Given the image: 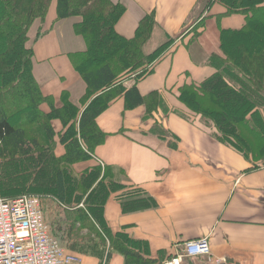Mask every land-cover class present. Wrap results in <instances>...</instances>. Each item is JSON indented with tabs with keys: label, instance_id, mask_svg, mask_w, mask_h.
<instances>
[{
	"label": "trees",
	"instance_id": "16d2710c",
	"mask_svg": "<svg viewBox=\"0 0 264 264\" xmlns=\"http://www.w3.org/2000/svg\"><path fill=\"white\" fill-rule=\"evenodd\" d=\"M214 2L224 9L211 15L218 23L241 16L243 24L219 29L218 53L207 60L213 73L200 82L184 79L175 97L188 113L214 129L218 142L242 155L255 170L264 167V0H209V7ZM53 3L57 21L77 19L73 31L85 43L83 51L67 54L85 84L78 103L62 90L58 104L33 74L29 31L36 21L46 19ZM124 13L125 7L111 0H0V198H51L72 210L70 230L88 226L96 231L102 251L107 250L105 262L116 253L123 264H160L149 257L146 242L132 239L126 229L113 232L104 218L111 197L123 214L154 209L155 199L141 188L121 184L109 166L96 163L81 172L73 169L91 161L104 143L106 135L96 120L118 97L124 99L125 110L143 106L145 119L158 109L164 115L174 113L158 91L142 96L137 85L153 73L175 39L145 54L144 45L156 26L155 11L144 15L129 39L115 29ZM202 22L194 31H204ZM46 32L40 28L36 37ZM150 133L159 139L172 137L158 123ZM53 145L62 149L59 158L53 155ZM46 221L54 236L55 228ZM56 230L60 239L70 233Z\"/></svg>",
	"mask_w": 264,
	"mask_h": 264
},
{
	"label": "crops",
	"instance_id": "0c3cea01",
	"mask_svg": "<svg viewBox=\"0 0 264 264\" xmlns=\"http://www.w3.org/2000/svg\"><path fill=\"white\" fill-rule=\"evenodd\" d=\"M111 1L125 7L115 25L121 36L132 38L139 21L154 10L156 26L144 49L175 39L137 88L142 96L158 91L167 106L178 111L164 115L158 109L145 119L143 106L125 110L124 99L118 97L97 118V126L106 136L95 150V159L113 168L121 184L143 189L157 203L154 209L123 214L111 197L104 207L107 225L113 232L126 229L132 239L146 242L149 257L160 264L179 254L185 242L204 237L209 238L211 255L184 258L180 264H264V167L250 170L248 160L218 142L214 129L200 117L185 113L172 95L184 79L200 82L213 73L207 60L218 53L219 29L239 28L243 18L233 16L218 23L210 16L205 33L189 42V37L179 36L200 19L198 14L191 16L201 0ZM212 10L209 15L224 11L218 5ZM76 20L57 21L53 3L40 24L48 32L33 40V74L43 92L58 98L67 90L74 103L85 92V84L67 56L85 49L83 39L73 31ZM156 123L172 137L159 139L151 134ZM95 159L82 164L85 168L95 165ZM51 226L54 237L67 251L80 255L82 264H123V257L116 253L105 262L106 248L102 251L93 243L78 248L75 228L60 239L59 226Z\"/></svg>",
	"mask_w": 264,
	"mask_h": 264
},
{
	"label": "built area",
	"instance_id": "2783aa9c",
	"mask_svg": "<svg viewBox=\"0 0 264 264\" xmlns=\"http://www.w3.org/2000/svg\"><path fill=\"white\" fill-rule=\"evenodd\" d=\"M209 255V238L204 237L185 242L179 254L163 264ZM0 264H82V258L67 251L51 234L43 197L24 195L0 198Z\"/></svg>",
	"mask_w": 264,
	"mask_h": 264
},
{
	"label": "rangeland",
	"instance_id": "374dc122",
	"mask_svg": "<svg viewBox=\"0 0 264 264\" xmlns=\"http://www.w3.org/2000/svg\"><path fill=\"white\" fill-rule=\"evenodd\" d=\"M113 2V1H112ZM115 3H118V2H115ZM209 0H201L197 6V9L195 10V12L192 13V16L191 18H193V16L195 17L197 14H198V19L192 26H190L189 28H186L184 29L181 33H180V36L179 38H181L182 36L186 37L187 38L189 37V42L190 41H194V40H197L199 37L202 36L203 33H205V30L207 28L206 23L208 22V18L209 16V13H211L212 11H215V10H212L215 5H218L220 6L217 2H214L213 5L211 7H209ZM212 10H210V9ZM223 8V7H222ZM215 13V12H214ZM47 17V16H46ZM241 17V16H240ZM242 18V17H241ZM201 20H204V31L200 28V29H196L198 32H199V35L196 36L194 38V27L195 26H198L200 23ZM40 24H43V21L40 22V21H36L34 24H33V27L32 29L29 31V37H30V40L29 42H27V46L28 47H32L33 49V45L35 44L34 41H38L42 36H40L39 38L36 37V34H37V31L40 29V28H43L40 26ZM200 27V26H199ZM44 29V28H43ZM45 30V29H44ZM153 31H154V28H153ZM152 31V33H153ZM151 33V35H152ZM219 36V35H218ZM151 38V37H150ZM194 39V40H193ZM216 39V38H215ZM219 39V37H218ZM34 40V41H33ZM149 41V40H148ZM147 41V42H148ZM167 41V40H166ZM165 41V42H166ZM163 44V43H162ZM146 45V44H145ZM144 45V46H145ZM153 49L155 48H151L149 49V47H147L146 49L143 48V51L145 54H149L150 52L153 51ZM33 52H34V49H33ZM34 58V57H33ZM35 59V58H34ZM135 75H130L129 77L131 79L134 78ZM145 79V78H144ZM67 91V90H66ZM68 95H69V98L71 100V97H70V94L69 92L67 91ZM61 95V94H60ZM60 95L58 96V98H55V101L59 104V99H60ZM174 99L176 100V97H175V93L172 94ZM82 97V96H81ZM80 99V98H79ZM72 101V100H71ZM177 101V100H176ZM79 100L76 102L78 103ZM79 106L81 107V105L79 104ZM178 111V110H176ZM174 110V112H176ZM185 113H188L187 111L184 110ZM190 114V113H188ZM191 116H193L192 114H190ZM54 128L56 130H58L60 128V126L58 124H54ZM40 139V138H39ZM42 141V139H40ZM43 142V141H42ZM52 151H53V155H55L56 157H60L62 155V149L58 146V145H53L52 146ZM95 159V157L93 158ZM96 163L99 164L101 166V168H103V164H102V161L98 160V159H95ZM84 165L81 163V165H78L76 166V168L74 167L73 169L76 171V172H81ZM80 207H82V204H80ZM43 210H44V213H45V219L47 217V220L50 221V223L55 226V225H58L59 227L62 228V230H65V234L67 233V230H70V225L69 223L71 222L72 218H73V214H72V210L70 208H66V207H61L60 205L56 204L51 198H43ZM48 215V216H47ZM64 227V228H63ZM88 226L86 227H79V226H76V231L77 233L74 234V240H78L80 242V245H78V248H81V249H86V246H92L93 244L97 247H102V243L97 239V236H95L96 231H93V230H88L87 228ZM84 230V232L82 233L81 231ZM73 231L70 230L69 234H71V232ZM67 235V234H66ZM93 243V244H91ZM67 245V244H66Z\"/></svg>",
	"mask_w": 264,
	"mask_h": 264
}]
</instances>
